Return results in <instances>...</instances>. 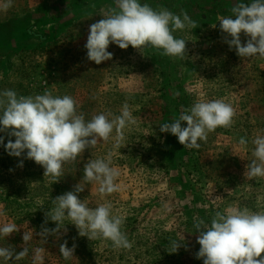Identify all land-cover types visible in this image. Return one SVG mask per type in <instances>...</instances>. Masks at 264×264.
<instances>
[{"label": "rangeland", "instance_id": "rangeland-1", "mask_svg": "<svg viewBox=\"0 0 264 264\" xmlns=\"http://www.w3.org/2000/svg\"><path fill=\"white\" fill-rule=\"evenodd\" d=\"M238 2L251 0H141L177 15L184 10L197 22L195 29L173 33L186 41V58L164 56L152 47L140 53L131 46L121 49L110 44L112 59L99 65L87 59L84 45L89 26L115 6L114 0H13L10 9L0 11V92L10 89L35 96L47 90L54 96L69 95L86 120L100 113L119 115L127 102L138 121L124 130L119 148L112 138L101 141L74 162L65 163L62 175L71 178L72 190L79 183L85 188L78 198L89 207L112 203L113 213L125 217L121 230L132 247L117 249L110 240L81 237L67 219L60 233L45 242L38 235L42 227H56L50 220L45 223V213L54 206L52 199L72 190L56 188L49 176L44 177L42 166L24 158L26 153L13 157L0 145V211L4 213L0 225L13 222L20 229L0 237V247L16 252L29 249L21 260L0 258V264H187L198 248L187 212L194 218L200 211L213 217L229 206L264 211V177L244 175L254 159L252 140L264 135V58L258 54L241 58L230 50L217 19L231 15ZM247 39L242 33L241 42ZM200 99H224L232 104L234 122L230 128L210 132L206 141H198V149L184 148L180 159L190 158V163L177 161L168 170L159 163L167 135L159 125L178 112L167 106L174 100L190 107ZM0 136L4 144L15 140L4 132ZM242 137L248 141L246 146L239 145ZM109 151L113 152L112 166L120 171L119 190L102 195L98 184L84 180V164ZM25 231L33 233L27 244L22 239ZM65 240L69 248L76 246L68 260L59 252ZM177 240L181 246L171 253L167 243ZM36 249L44 250L39 259ZM162 250L174 255L168 261L161 256L158 263L154 258Z\"/></svg>", "mask_w": 264, "mask_h": 264}, {"label": "clouds", "instance_id": "clouds-1", "mask_svg": "<svg viewBox=\"0 0 264 264\" xmlns=\"http://www.w3.org/2000/svg\"><path fill=\"white\" fill-rule=\"evenodd\" d=\"M12 3L13 0H0V11L6 12ZM114 4L104 12L102 19L89 26L84 45L88 60L97 65L111 60L110 44L121 49L131 46L140 53L145 47H152L164 56L186 58V41L173 35L176 30L198 27L186 11L181 10L177 15L167 8L154 9L147 3L142 4L141 0H114ZM231 13L217 17L224 42L241 58L257 54L264 58V0L235 3ZM212 27L215 28L216 24ZM242 33L248 37L246 43L241 42ZM77 107L76 100L69 95L54 96L46 90L43 94L24 96L6 89L0 92V132L15 137V140L9 139L4 144V137L0 136V145H4L8 155L13 157L26 153L24 158L42 166L44 177L51 176L55 183L63 175L65 163L74 162L86 149L110 138L115 141L114 147L119 148L125 139L124 130L138 123L127 102L119 115L100 113L90 120L78 113ZM234 116V107L224 99H200L183 109L178 118L174 117L172 122L159 127L162 133L177 137L184 148L198 149V141H206L210 132L218 127L230 128ZM182 122L187 126H182ZM247 143L245 138H240L239 145L246 146ZM252 143L255 146L252 151L254 159L246 165L244 175L248 178L264 177V135H257ZM112 157L113 152L109 151L105 157L84 164V180L98 184V192L102 195L119 190L116 181L120 171L112 166ZM19 166H23V161ZM84 189L79 183L74 190L52 199L54 206L45 213V223L50 220L56 227H42L38 235L45 242L49 236H57L67 219L81 237L110 240L114 248L130 249L132 243L121 230L125 217L113 213L110 201L89 207L78 198V193ZM3 214L0 211V215ZM193 219L198 233L196 242L200 246L196 258L203 264H264V211L229 206L223 212L216 211L210 224L198 217ZM19 230L16 223H4L0 225V237H9ZM32 238L31 231L23 233L24 244ZM181 243L172 241L171 253L177 252ZM75 247L73 244L69 248L65 240L60 244L59 252L68 260L74 256ZM28 251L27 247L19 252L11 247H0V258L21 260ZM43 251L36 249L35 258H41Z\"/></svg>", "mask_w": 264, "mask_h": 264}, {"label": "trees", "instance_id": "trees-1", "mask_svg": "<svg viewBox=\"0 0 264 264\" xmlns=\"http://www.w3.org/2000/svg\"><path fill=\"white\" fill-rule=\"evenodd\" d=\"M156 50L157 49H155L153 51L155 52ZM148 54H149V56H151V58H152V60L154 62L155 59L153 58V54H151V53H148ZM167 107L174 108L178 113H176L175 115H171V116L165 118V122L164 123H169L167 121L169 119L173 120L174 117L178 118V116L180 115V111H183V109L188 108L189 105L184 103V102H179V105H178L176 103V101L170 100V103L168 104ZM182 125L184 127L187 126L186 122H185V124H184V122H182ZM160 149L162 150V157H160L159 163H160V165L162 164L168 170L172 167V164H175L177 166V164H176L177 161L184 160V163H186V161L188 163H190V161H189L190 158H188L187 160H185V158L180 159L181 156H183L184 146L180 145V144H177L176 140H175V136H173L170 133H167V135L164 137V140H163V143H162V148H160ZM187 169L188 168L186 167V171L184 173H187ZM49 177H50V182L54 183L53 178L51 176H49ZM58 179H60V180L58 182H55L57 184L56 188H59L61 190H63V188H69L71 190L73 189V186L70 185V182L72 181L71 178L66 180L63 176H61ZM55 183H54V185H55ZM187 215H188L187 218H186L187 223H189V224H191L193 226L194 225V219L192 218L193 214L192 213L189 214L187 212ZM198 218L204 219L205 222L210 224L212 215L210 213H208V212L204 213V212L200 211V214L198 215ZM197 235H198V233H197ZM167 244H168V246H171L169 243H167ZM199 247L200 246L198 244V248H197L196 252H194V256L193 257L191 256L189 258L187 264H203V261L201 259H197L196 258V253L198 252ZM162 252H163V250L161 251V254H160L159 257L154 258V259H156V262H158V263L161 262L160 261L161 256H164L165 260L168 261L169 259H171L172 255H174V254H171V255L167 256V255H165ZM173 259H174V256H173ZM181 264H183V263L181 262Z\"/></svg>", "mask_w": 264, "mask_h": 264}]
</instances>
